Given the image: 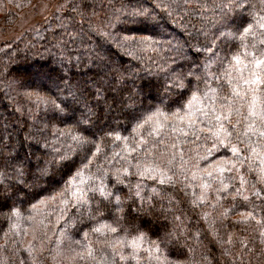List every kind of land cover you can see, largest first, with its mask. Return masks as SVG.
<instances>
[{
	"label": "trees",
	"instance_id": "16d2710c",
	"mask_svg": "<svg viewBox=\"0 0 264 264\" xmlns=\"http://www.w3.org/2000/svg\"><path fill=\"white\" fill-rule=\"evenodd\" d=\"M66 1L0 44V264H264V0Z\"/></svg>",
	"mask_w": 264,
	"mask_h": 264
},
{
	"label": "rangeland",
	"instance_id": "374dc122",
	"mask_svg": "<svg viewBox=\"0 0 264 264\" xmlns=\"http://www.w3.org/2000/svg\"><path fill=\"white\" fill-rule=\"evenodd\" d=\"M66 4V0H31L24 4L22 0H11L4 4V14L0 17V44L29 37L53 14L62 12ZM236 22L237 19L233 23Z\"/></svg>",
	"mask_w": 264,
	"mask_h": 264
}]
</instances>
